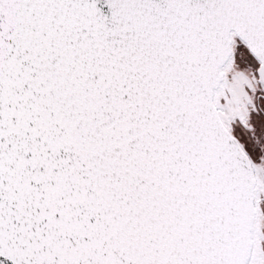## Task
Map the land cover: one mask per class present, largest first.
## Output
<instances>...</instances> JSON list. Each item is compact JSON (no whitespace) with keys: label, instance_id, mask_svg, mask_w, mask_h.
Masks as SVG:
<instances>
[{"label":"snow or ice","instance_id":"obj_1","mask_svg":"<svg viewBox=\"0 0 264 264\" xmlns=\"http://www.w3.org/2000/svg\"><path fill=\"white\" fill-rule=\"evenodd\" d=\"M0 264H264V0H0Z\"/></svg>","mask_w":264,"mask_h":264}]
</instances>
